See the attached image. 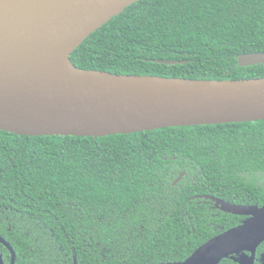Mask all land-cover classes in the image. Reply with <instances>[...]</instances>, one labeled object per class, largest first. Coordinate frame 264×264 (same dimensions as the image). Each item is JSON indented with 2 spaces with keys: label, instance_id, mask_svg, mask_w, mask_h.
Returning a JSON list of instances; mask_svg holds the SVG:
<instances>
[{
  "label": "trees",
  "instance_id": "16d2710c",
  "mask_svg": "<svg viewBox=\"0 0 264 264\" xmlns=\"http://www.w3.org/2000/svg\"><path fill=\"white\" fill-rule=\"evenodd\" d=\"M254 53H264V0H140L71 60L119 75L264 78V65H239ZM206 197L264 206V121L97 139L0 131V237L16 264L184 262L246 219Z\"/></svg>",
  "mask_w": 264,
  "mask_h": 264
},
{
  "label": "water",
  "instance_id": "95a60500",
  "mask_svg": "<svg viewBox=\"0 0 264 264\" xmlns=\"http://www.w3.org/2000/svg\"><path fill=\"white\" fill-rule=\"evenodd\" d=\"M139 1L0 0V131L97 139L264 121V78L119 75L73 64L71 56L85 40ZM239 62L240 67L264 65V53L242 55ZM206 198L222 212L246 219L184 262L168 264H221L235 257L238 264H256L264 243V206ZM0 243L9 250L10 264H16L11 245L2 237ZM0 264H5L1 256Z\"/></svg>",
  "mask_w": 264,
  "mask_h": 264
},
{
  "label": "flooded vegetation",
  "instance_id": "af4514ba",
  "mask_svg": "<svg viewBox=\"0 0 264 264\" xmlns=\"http://www.w3.org/2000/svg\"><path fill=\"white\" fill-rule=\"evenodd\" d=\"M5 247V246H4ZM6 248V247H5ZM260 248V247H259ZM7 249V248H6ZM259 250V249H258ZM257 250V257H256V264H264L263 263V261H262V257L264 256V253H262V252H259ZM9 251V250H8ZM0 256L1 257H3V259H4V255H3V253L2 252H0ZM237 257H235L234 259H236ZM234 259H230V260H232V261H234ZM4 262H5V259H4ZM10 262H11V258L9 259V262L8 263H6L5 262V264H10ZM235 262V261H234ZM236 264H238L237 262H235Z\"/></svg>",
  "mask_w": 264,
  "mask_h": 264
}]
</instances>
